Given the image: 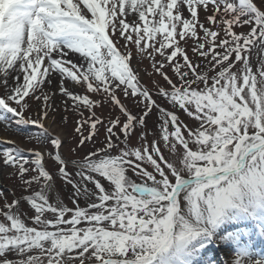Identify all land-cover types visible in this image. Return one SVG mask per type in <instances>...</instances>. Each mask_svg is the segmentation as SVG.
<instances>
[{
  "label": "snow or ice",
  "instance_id": "obj_1",
  "mask_svg": "<svg viewBox=\"0 0 264 264\" xmlns=\"http://www.w3.org/2000/svg\"><path fill=\"white\" fill-rule=\"evenodd\" d=\"M0 125V264H264V0H0Z\"/></svg>",
  "mask_w": 264,
  "mask_h": 264
},
{
  "label": "rangeland",
  "instance_id": "obj_2",
  "mask_svg": "<svg viewBox=\"0 0 264 264\" xmlns=\"http://www.w3.org/2000/svg\"><path fill=\"white\" fill-rule=\"evenodd\" d=\"M191 55V53H189ZM59 97H57V102L59 103ZM181 118L185 121V123H189L191 121V118L186 117V115H182ZM25 132H35L37 129L33 126H28L27 128L23 129ZM0 139L8 140L13 139L16 140L21 144V147L25 148H37L39 145L35 140L28 141L24 136H21L19 133L14 131L13 128L4 127L3 125H0ZM7 144H0V149L7 147ZM27 154V153H26ZM12 172V169L10 167H5L2 164H0V190H4L9 202L13 198V193L16 195H19L20 189L18 185V181L16 176H10L9 173ZM2 203V201H0ZM246 225H248L246 227ZM236 227L239 228H246L250 229L248 232L250 235H253L254 237L258 236L260 234L259 229L256 228L254 221H248L241 223L240 225H237ZM234 230V229H229ZM241 244H247L249 245L250 249L253 251V253H256L258 250L256 247L252 248L254 243L250 242L247 233L241 234L240 239ZM224 245L227 249L230 250L231 255L225 259L226 262L223 261L220 257L215 256H208V257H202L201 258V264H234L235 260V252L237 245L233 243L232 241L227 242H221L219 240L214 241L212 244L208 245V249L210 248H218L219 245ZM259 253V252H258ZM264 255V254H263ZM255 258V257H254Z\"/></svg>",
  "mask_w": 264,
  "mask_h": 264
},
{
  "label": "bare ground",
  "instance_id": "obj_3",
  "mask_svg": "<svg viewBox=\"0 0 264 264\" xmlns=\"http://www.w3.org/2000/svg\"><path fill=\"white\" fill-rule=\"evenodd\" d=\"M248 225H246L247 227ZM250 230V229H249ZM247 236L250 240V242L254 243L255 245H253V248L256 247V249H258L260 247V249L258 251H260L258 253V251L254 254H260V255H263L264 254V234H258V236L254 237L253 235H250L249 232H247ZM263 251V252H261ZM231 255L230 253V250L227 249L223 244L222 245H219L218 248H210L203 253L202 257H208V256H215V257H220L223 259L224 262L225 259L227 257H229ZM255 257V256H254Z\"/></svg>",
  "mask_w": 264,
  "mask_h": 264
}]
</instances>
